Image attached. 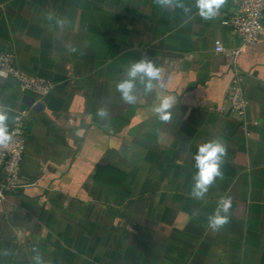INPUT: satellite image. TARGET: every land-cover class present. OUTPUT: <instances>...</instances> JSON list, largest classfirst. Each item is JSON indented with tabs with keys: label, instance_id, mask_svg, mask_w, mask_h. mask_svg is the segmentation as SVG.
<instances>
[{
	"label": "crops",
	"instance_id": "0c3cea01",
	"mask_svg": "<svg viewBox=\"0 0 264 264\" xmlns=\"http://www.w3.org/2000/svg\"><path fill=\"white\" fill-rule=\"evenodd\" d=\"M197 13L155 0H0V51L53 83L40 97L0 78L8 124L24 114L21 176L32 182L0 196V264H37V254L43 264H264V35L232 57L230 0L212 20ZM144 57L177 96L171 122L139 82L136 105L115 90ZM237 75L243 116L220 111ZM216 137L223 178L197 200L194 156ZM98 166L123 172V185L95 180ZM223 197L230 222L213 231Z\"/></svg>",
	"mask_w": 264,
	"mask_h": 264
},
{
	"label": "clouds",
	"instance_id": "9594fccd",
	"mask_svg": "<svg viewBox=\"0 0 264 264\" xmlns=\"http://www.w3.org/2000/svg\"><path fill=\"white\" fill-rule=\"evenodd\" d=\"M155 3L172 8H180L190 19L192 8L198 10V15L203 20H212L217 17L227 0H195L194 6L187 5L184 0H155ZM75 50V49H73ZM163 68L157 66L153 60L144 57L138 61L130 62L125 69V78L119 80L115 85L120 99L127 105H136L139 97L137 95V83L143 86L145 95H156V103L151 111L158 116L162 122H171L172 109L177 104V96L165 94L167 87L166 79L162 76ZM97 115L107 117L108 110L100 108ZM9 115L0 108V149L7 148L13 141L15 135L9 129ZM227 156V146L220 137L201 144L194 156L195 168L198 170L193 177L194 184L191 187L192 198L202 200L206 197L210 187L216 179L223 178L222 166ZM232 201L230 197L221 198L214 212L208 216V227L213 231L221 230L230 222V208ZM35 251V249H34ZM37 264H43L40 256H35Z\"/></svg>",
	"mask_w": 264,
	"mask_h": 264
},
{
	"label": "built area",
	"instance_id": "2783aa9c",
	"mask_svg": "<svg viewBox=\"0 0 264 264\" xmlns=\"http://www.w3.org/2000/svg\"><path fill=\"white\" fill-rule=\"evenodd\" d=\"M231 13L222 21L239 37L240 44L229 53L225 52L219 39L214 41L216 52H225L236 57L237 54L250 46L256 45L264 35V0H230ZM15 79L21 89L31 91L40 97L47 96L53 88V83L41 76L29 75L15 63V56L8 51H0V78ZM247 100L243 93L242 79L236 76L226 91L225 100L220 111L228 114L243 116ZM9 129L14 132L12 143L7 148L0 149V196L5 191L13 192L24 189L32 182L21 176V164L24 155L25 121L23 112H17Z\"/></svg>",
	"mask_w": 264,
	"mask_h": 264
},
{
	"label": "trees",
	"instance_id": "16d2710c",
	"mask_svg": "<svg viewBox=\"0 0 264 264\" xmlns=\"http://www.w3.org/2000/svg\"><path fill=\"white\" fill-rule=\"evenodd\" d=\"M125 178L126 177L123 172H120L111 167L98 166L94 174L95 180L100 181V182H106L108 184H113L119 187L123 185Z\"/></svg>",
	"mask_w": 264,
	"mask_h": 264
}]
</instances>
